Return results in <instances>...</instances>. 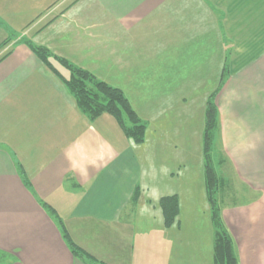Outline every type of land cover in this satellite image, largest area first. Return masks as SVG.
Masks as SVG:
<instances>
[{"label":"crops","instance_id":"obj_1","mask_svg":"<svg viewBox=\"0 0 264 264\" xmlns=\"http://www.w3.org/2000/svg\"><path fill=\"white\" fill-rule=\"evenodd\" d=\"M12 33L0 49L9 50L0 61V250L9 264H87L58 218L103 264H141L136 241L153 232L159 264H213L202 131L219 85L221 149L249 196L225 192L222 220L239 264H264V129L255 126L264 119V0H0V44ZM26 40L120 88L147 124L144 142L108 113L83 114ZM206 80L209 89L191 92ZM173 194L180 210L165 227L159 199Z\"/></svg>","mask_w":264,"mask_h":264},{"label":"trees","instance_id":"obj_2","mask_svg":"<svg viewBox=\"0 0 264 264\" xmlns=\"http://www.w3.org/2000/svg\"><path fill=\"white\" fill-rule=\"evenodd\" d=\"M13 37H15L14 34L4 40L0 44V49L10 43L14 39ZM25 42L32 52L62 80L69 93L75 99L78 109L90 120L96 119L102 113H108L115 118L129 140L135 144L144 142L147 124L139 117L120 88L106 83L97 78L92 72L74 65L64 58L52 55L44 46L32 44L27 40ZM8 53L9 50L2 54L0 61ZM53 61H57L68 70L67 77L62 76L56 70L53 66ZM219 90L220 85L213 90L206 101L202 131L203 174L210 220L214 229L212 259L213 264H239L234 241L221 216L222 196L224 197L227 182L218 173L211 157L218 126V109L214 99ZM223 162L219 160L217 164L221 165ZM136 193H134V199L136 198ZM159 207L162 212L164 226H171L180 210L178 196L173 194L161 197L159 199ZM57 224L74 257L85 260L87 264H103L89 256L71 240L59 218L57 219ZM11 261L12 256L8 252L0 250V264H9Z\"/></svg>","mask_w":264,"mask_h":264},{"label":"rangeland","instance_id":"obj_3","mask_svg":"<svg viewBox=\"0 0 264 264\" xmlns=\"http://www.w3.org/2000/svg\"><path fill=\"white\" fill-rule=\"evenodd\" d=\"M12 34H14V33H12ZM12 34H11V36H12ZM201 73H203V72H201ZM206 73H207V76H208L209 75L208 72H206ZM212 82H213V80L211 82L206 80L205 82H202L203 84H202L201 87L194 88L195 90L191 89V92L198 93V96H199L204 91L209 89V88H206V87H210ZM216 83L214 82L213 85L215 86ZM216 88L217 87H215L214 89L212 88V89L215 90ZM210 94H208L206 100L208 99ZM205 104H204V106H205ZM168 106L169 107L171 106L172 108H174L175 111H177V109L183 108V104L182 103H180L177 106H176V104H175V106H173V105H168ZM200 106H201V103L197 102L196 110H198V107H200ZM249 122H252V120H249ZM237 123H238V121H237ZM258 124H260L261 129H264V119L255 120V126H257ZM220 130H221L220 118L218 116L217 131H216V135L214 137V143H213L212 150H211L212 161H213L214 166H216V169H217L218 173L226 179L227 187L225 188V192L226 191H231V194L229 193L228 196H225L226 197L225 200L228 199L229 201H234L235 200L237 202H241L244 198L245 199H249V196H248V194L244 195V196L240 194V192L238 191L237 187L239 186L240 187L239 189H241L242 186L239 185L240 183L237 184V180L235 178L232 166H230L229 162L225 163V159L226 158H224L225 156L223 154V150L221 149V145L222 144H221V136H220L221 133H220ZM243 137L246 138L247 136L245 135ZM247 138H249V136ZM175 139H176V136H175ZM263 140H264V134H261V143H264ZM245 141H247V140H245ZM241 146H245V144L242 143ZM240 151H241V149H240ZM242 153L244 154V149H243ZM223 159H224V162H223ZM219 160L223 162L221 165L217 164V162ZM260 173H262V175H264V150H261ZM155 233L156 232H153L151 234V237L150 238L148 237L147 241H144V242H141L140 240L138 242L136 241V250L135 251H136L137 262H141V264H159L160 260H159L158 254H157L158 247L155 245ZM181 249L187 251L186 247L182 246ZM148 260L150 262H148Z\"/></svg>","mask_w":264,"mask_h":264}]
</instances>
